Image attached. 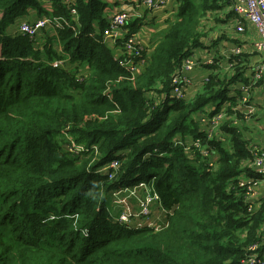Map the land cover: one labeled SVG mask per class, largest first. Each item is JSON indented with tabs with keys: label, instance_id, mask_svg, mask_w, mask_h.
Here are the masks:
<instances>
[{
	"label": "trees",
	"instance_id": "trees-1",
	"mask_svg": "<svg viewBox=\"0 0 264 264\" xmlns=\"http://www.w3.org/2000/svg\"><path fill=\"white\" fill-rule=\"evenodd\" d=\"M43 1L0 0V264H241L255 244L263 258L264 188L247 201L239 186L261 178L249 166L240 95L229 94L252 83L246 54L192 98H169L203 45L201 18L225 8L231 17L233 0H174V20L134 76L102 41L117 0ZM30 10L69 27L46 30L41 43L11 34ZM146 24L135 19L127 34ZM196 140L206 155L186 151ZM138 182H153L168 212L160 230L129 229L106 210L113 191Z\"/></svg>",
	"mask_w": 264,
	"mask_h": 264
},
{
	"label": "built area",
	"instance_id": "built-area-1",
	"mask_svg": "<svg viewBox=\"0 0 264 264\" xmlns=\"http://www.w3.org/2000/svg\"><path fill=\"white\" fill-rule=\"evenodd\" d=\"M139 3L147 10H156L162 7L164 0H138ZM232 11L239 17H244L247 21L256 29L259 39L254 43V51L259 55L261 64L256 66L255 73L253 75V81L250 86L255 85L258 81L263 79L264 73V0H233ZM70 15L73 17L74 21L77 22V14L75 10H70ZM134 14L130 11L122 9L121 6L113 8L110 12L108 21L109 24L102 34L103 43L110 46L113 52H116V58L120 67L128 69L130 73L134 76L139 73L144 67V60L141 58L142 51L144 47L141 45L140 40L136 35L127 34V25L134 20ZM69 21L65 18L60 17H42L36 19L34 22L21 21L18 25V30L16 35L28 36L30 38L36 37L42 30L46 28L62 29L63 27H69ZM243 27L238 26L236 28L237 33L243 32ZM241 55L240 47H235L232 51L231 56L237 58ZM61 61L54 62V65H61ZM195 67V62L192 57L185 59L181 65V68L173 76L172 79V90L169 95L170 99H182L184 97V91L187 87L191 85V81L186 77V73L193 70ZM245 92L249 93V87L245 89ZM249 95V94H248ZM241 106L246 107V114H252L254 107L249 103L248 96L245 95L241 97L239 101ZM217 115H225V113H219ZM223 116H215L212 118L213 128L217 127ZM211 122V121H210ZM212 128V129H213ZM212 129L208 131V136L212 133ZM68 138H70L68 136ZM196 148L201 150L202 155L207 154V150L202 146L199 140L192 142L190 146L186 148ZM70 152H76L81 150V147H77L74 143L70 147H67ZM253 160L250 163V167L254 170L255 174L260 177V180H239V186L245 187V197L247 201L255 200L259 197L260 188H264V147L251 149ZM117 163L114 160L110 163V168L116 170ZM114 176H110L112 179ZM134 189H141L143 191L140 198L136 197ZM122 194H127L129 197L136 199L138 204V213L134 215L135 218L146 219L145 224L132 225L127 223V217L125 213L127 207H129L127 199L122 196ZM112 200L113 205L118 208L121 213L118 215L110 214L109 209L107 210L111 219L119 224L125 225L127 228L139 229L143 227L152 228L155 230H160L163 226L155 227L149 222L150 213L152 212V207L156 206L162 209V211L167 214V210L164 209L160 203V199L154 190L153 182H138L137 184L129 187L120 188L115 190L111 194L109 204ZM119 203V205L115 204ZM119 206V207H118ZM128 216V215H126ZM259 250V245H252L249 247V255L247 258L241 262V264H264L263 258L259 257L257 251Z\"/></svg>",
	"mask_w": 264,
	"mask_h": 264
},
{
	"label": "crops",
	"instance_id": "crops-1",
	"mask_svg": "<svg viewBox=\"0 0 264 264\" xmlns=\"http://www.w3.org/2000/svg\"><path fill=\"white\" fill-rule=\"evenodd\" d=\"M47 1L48 0H44L42 4V7L45 9L47 8ZM111 5V8L121 6L122 9L128 10L134 14V20L142 19V21L147 23L146 26H142L139 32L135 34L144 48L148 46L151 48V46L157 42L161 33L168 27L169 23L174 20L176 8L174 0H164L162 7L156 10L145 9L138 0H117L115 5ZM230 9L232 10V7H230L229 10ZM30 12L33 13L29 15L28 11V17L36 18V13L32 10H30ZM213 13L212 15L208 14L205 18H201V26L205 34V39L203 40V45L196 49L191 56L195 62V67L193 70L186 73V77L191 81V85L184 91L185 97L187 98H192L194 94L199 91L200 86L208 79L210 74H219L218 76H220V78L225 74H229L228 76L232 75L233 63L235 59H237L231 56L235 47H240L241 55L246 54L245 57L248 58L245 64L247 70L243 75L247 82L253 81L255 68L261 64L260 57L253 48L254 43L259 37L256 29L247 19L239 17L234 12H232L233 14L231 17L227 16L229 13L228 8L214 15ZM215 18H217L218 21H216ZM238 26L243 27V32H236ZM146 34H148L149 37ZM155 36L158 37L156 40L153 39ZM116 54L117 53L114 52L115 56ZM247 87H249V93L245 92ZM229 94L230 96L240 95V98L245 95L248 96L249 103L254 107L253 113L248 116L246 114V107H237L239 114L245 117V121L242 123L241 127L244 130H248L247 133H243V137L250 143L248 146L264 147V139L259 142L257 138L258 135H264V132H258L261 117L264 115V73L263 79L259 85L250 86V83L243 84L239 82L230 88ZM255 115L257 116L254 117ZM261 189L262 188H260V190Z\"/></svg>",
	"mask_w": 264,
	"mask_h": 264
},
{
	"label": "rangeland",
	"instance_id": "rangeland-1",
	"mask_svg": "<svg viewBox=\"0 0 264 264\" xmlns=\"http://www.w3.org/2000/svg\"><path fill=\"white\" fill-rule=\"evenodd\" d=\"M32 13L33 12L29 11V15H32ZM35 16H36V14H35ZM42 17H45V14H43ZM42 17H40V18H42ZM38 18L39 17L36 16V18L28 17L26 19H28L29 22H34ZM21 21H23V20L19 19V21H16V23L9 28V32L11 34L16 35V32L18 30V25H19V23ZM46 30H49L50 32L53 31L51 28H46V29L42 30L38 35H36V38H35L38 43H41L43 41V39L46 38L45 37V35L47 33ZM158 34H160V33H158ZM146 35L148 36V34H146ZM147 36H145V37H147ZM54 38H55V36H54ZM157 38L158 37L155 36L153 39L156 40ZM57 46H58V50L60 51L61 50L60 49V44L58 43ZM61 61L65 62V60H61ZM261 114H262V112H261ZM249 115H251V114H249ZM256 116L257 115H255L254 117H256ZM247 132H248V130H244L243 129V133H247ZM258 132H264V115L261 117L260 126H259V129H258ZM257 138L259 139V142H260L262 139H264V135H258ZM60 143L66 145V147H70L72 145V143H74L77 147H80V145L76 144L73 141L72 138H68V135H65V136L63 135L61 137V139H60ZM253 148L254 147H251V149H253ZM255 148H259V147L255 146ZM134 191H135L136 197L140 198L142 196L143 191L141 189H134ZM122 196L127 199V202H128V205H129V207H127V211L125 213V217H127L126 222L127 223H131L132 225L145 224L146 221H147L146 219H142L141 220L140 218H135L134 217V215H136L138 213V211H139L136 199L133 198V197H129L127 194H122ZM115 204L119 205V203H115ZM108 209H109V213L110 214L112 213V214L118 215V214L121 213V211L113 205L112 200H111L109 206H107L106 210H108ZM126 215H128V216H126ZM165 216H166V214L162 211L161 208L153 206L152 207V212L150 213V217H149V222L148 223H151L155 227L162 226V223H164V220H165Z\"/></svg>",
	"mask_w": 264,
	"mask_h": 264
},
{
	"label": "clouds",
	"instance_id": "clouds-1",
	"mask_svg": "<svg viewBox=\"0 0 264 264\" xmlns=\"http://www.w3.org/2000/svg\"><path fill=\"white\" fill-rule=\"evenodd\" d=\"M124 187H129V186H122L121 188H124ZM118 190V189H117ZM129 229H132V228H129Z\"/></svg>",
	"mask_w": 264,
	"mask_h": 264
}]
</instances>
